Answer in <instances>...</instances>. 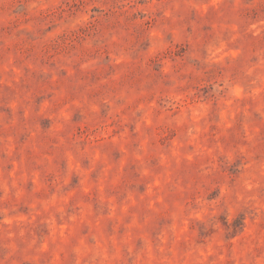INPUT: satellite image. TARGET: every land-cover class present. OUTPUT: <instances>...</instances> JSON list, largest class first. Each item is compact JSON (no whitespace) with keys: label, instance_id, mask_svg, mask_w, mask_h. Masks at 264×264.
Listing matches in <instances>:
<instances>
[{"label":"rangeland","instance_id":"374dc122","mask_svg":"<svg viewBox=\"0 0 264 264\" xmlns=\"http://www.w3.org/2000/svg\"><path fill=\"white\" fill-rule=\"evenodd\" d=\"M0 264H264V0H0Z\"/></svg>","mask_w":264,"mask_h":264}]
</instances>
